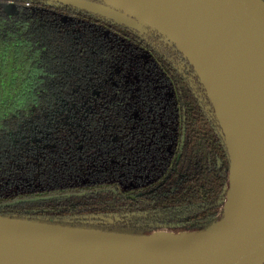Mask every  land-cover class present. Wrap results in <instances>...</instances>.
Segmentation results:
<instances>
[{
  "label": "trees",
  "instance_id": "obj_1",
  "mask_svg": "<svg viewBox=\"0 0 264 264\" xmlns=\"http://www.w3.org/2000/svg\"><path fill=\"white\" fill-rule=\"evenodd\" d=\"M229 177L214 107L175 44L145 24L0 0V216L199 232L222 218Z\"/></svg>",
  "mask_w": 264,
  "mask_h": 264
},
{
  "label": "water",
  "instance_id": "obj_2",
  "mask_svg": "<svg viewBox=\"0 0 264 264\" xmlns=\"http://www.w3.org/2000/svg\"><path fill=\"white\" fill-rule=\"evenodd\" d=\"M143 31L184 54L230 157L223 217L170 240L0 216V264H264V0H48Z\"/></svg>",
  "mask_w": 264,
  "mask_h": 264
},
{
  "label": "bare ground",
  "instance_id": "obj_3",
  "mask_svg": "<svg viewBox=\"0 0 264 264\" xmlns=\"http://www.w3.org/2000/svg\"><path fill=\"white\" fill-rule=\"evenodd\" d=\"M136 240L138 241H143V242H148V243H152V244H167L170 242V240L168 238L159 236V235H153L150 237H141V238H136Z\"/></svg>",
  "mask_w": 264,
  "mask_h": 264
},
{
  "label": "rangeland",
  "instance_id": "obj_4",
  "mask_svg": "<svg viewBox=\"0 0 264 264\" xmlns=\"http://www.w3.org/2000/svg\"><path fill=\"white\" fill-rule=\"evenodd\" d=\"M5 9H6V11L9 13V14H12V13H14L15 12V6H14V4H6L5 5Z\"/></svg>",
  "mask_w": 264,
  "mask_h": 264
},
{
  "label": "flooded vegetation",
  "instance_id": "obj_5",
  "mask_svg": "<svg viewBox=\"0 0 264 264\" xmlns=\"http://www.w3.org/2000/svg\"><path fill=\"white\" fill-rule=\"evenodd\" d=\"M56 3H57V2H56ZM59 4H60V3H59ZM183 55H184V54H183ZM189 63H190V62H189ZM193 68H194V67H193ZM195 72H196V71H195ZM223 213H224V212H223ZM222 217H223V215H222ZM220 220H221V219H220ZM220 220H219V221H220ZM219 221H218V222H219Z\"/></svg>",
  "mask_w": 264,
  "mask_h": 264
}]
</instances>
